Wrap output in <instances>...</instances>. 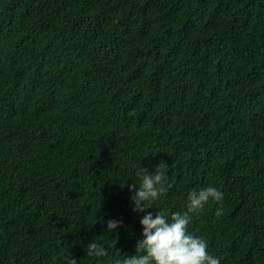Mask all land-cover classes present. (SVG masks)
Segmentation results:
<instances>
[{
  "label": "trees",
  "instance_id": "16d2710c",
  "mask_svg": "<svg viewBox=\"0 0 264 264\" xmlns=\"http://www.w3.org/2000/svg\"><path fill=\"white\" fill-rule=\"evenodd\" d=\"M160 162L148 212L215 186L189 230L264 264V0H0V264L137 255L129 187Z\"/></svg>",
  "mask_w": 264,
  "mask_h": 264
},
{
  "label": "clouds",
  "instance_id": "9594fccd",
  "mask_svg": "<svg viewBox=\"0 0 264 264\" xmlns=\"http://www.w3.org/2000/svg\"><path fill=\"white\" fill-rule=\"evenodd\" d=\"M168 169L165 162H160L152 173L143 168L135 172L138 184L133 183L129 191L132 193L133 211L146 213L140 221L143 239L137 241V255L129 258L120 255L122 259L114 260L113 264H221L219 258L208 252V241L189 230L194 215L198 217L210 201L219 203L223 200V193L217 187L191 190L184 212L169 215L164 210H158L153 215L147 211L154 208V204L166 192ZM215 214L217 217L223 215L222 205ZM121 226L122 221L110 220L107 222V232L114 233ZM97 240L87 246V257L108 256V249ZM53 259L54 264H61L63 261L66 264H77L67 247Z\"/></svg>",
  "mask_w": 264,
  "mask_h": 264
}]
</instances>
